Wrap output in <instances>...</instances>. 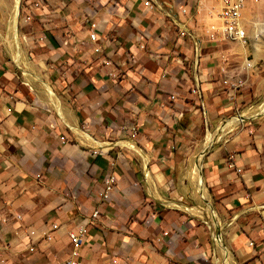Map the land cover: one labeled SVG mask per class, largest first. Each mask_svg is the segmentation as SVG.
Instances as JSON below:
<instances>
[{
  "label": "crops",
  "instance_id": "1",
  "mask_svg": "<svg viewBox=\"0 0 264 264\" xmlns=\"http://www.w3.org/2000/svg\"><path fill=\"white\" fill-rule=\"evenodd\" d=\"M193 1L0 2V264H64L79 227L81 264H224L183 207L207 199L232 260L264 264V113L204 149L261 91L230 86L240 44L211 42Z\"/></svg>",
  "mask_w": 264,
  "mask_h": 264
},
{
  "label": "rangeland",
  "instance_id": "2",
  "mask_svg": "<svg viewBox=\"0 0 264 264\" xmlns=\"http://www.w3.org/2000/svg\"><path fill=\"white\" fill-rule=\"evenodd\" d=\"M199 1L200 0L193 1L194 3L193 11L195 10V13L197 12ZM0 2L6 5L7 7L15 6V0H0ZM201 4L204 6L205 10L202 11L201 14H197V16L194 17L196 21L199 20V26L201 24L203 25L202 27L207 29L210 23L217 22L216 13L218 11V3L216 0H201ZM19 5H20V0H19ZM243 17L247 19L248 22H250V25L251 23L253 24L252 26H249L247 28V33H248L247 38L249 39L246 44L239 43L241 46L238 44H231L228 46L231 47L234 54V58H236L232 66L234 68H238V67H242L245 64L244 67L245 69H243L242 67V69H240V73L235 75V78H238L237 81L242 82L241 87L242 85L246 86V84H249L250 87L256 91L257 88L259 87L261 93L259 97L252 98L248 106H246L245 108H241L240 110H238V112H235L232 116L226 118L227 121L240 120L242 118L241 115H245V117L256 118L258 115H260L259 111H261L264 108V0H247L245 4V8L243 10ZM15 33H17L18 35V30ZM230 61L233 62V58H231ZM248 63L251 66L249 68L246 67ZM253 114L256 115L253 116ZM226 120L225 122H227ZM242 121L237 123L233 127H230L229 129H233L236 126L238 128H241L243 123H246L247 120L245 122ZM218 129L216 128L215 130L213 131L211 130V131L214 132L217 131ZM205 145H206V140L204 142V148L206 147ZM200 169H201V164H200ZM199 176L201 178L200 170H199ZM202 198L204 199V197ZM203 207L206 208V205L204 206L203 204ZM207 209L212 212V209L209 208ZM229 256L231 257L230 258L231 263L237 264L232 260V256L230 253ZM222 260L220 264H223ZM224 264H225V259H224Z\"/></svg>",
  "mask_w": 264,
  "mask_h": 264
},
{
  "label": "built area",
  "instance_id": "3",
  "mask_svg": "<svg viewBox=\"0 0 264 264\" xmlns=\"http://www.w3.org/2000/svg\"><path fill=\"white\" fill-rule=\"evenodd\" d=\"M218 11L216 13L217 22H212L207 27V33L211 42H239L248 41L247 28L243 22V10L245 8L246 0H217ZM147 6H151L149 2H146ZM205 8L199 1L197 7V13L201 14ZM184 34V33H181ZM92 41L98 40L99 37L95 33L90 34ZM227 83V81H225ZM240 81L231 82L232 88L241 86ZM196 92V90H194ZM244 122V121H242ZM133 134L137 133L135 126L131 127ZM233 165V163H232ZM115 183V176L109 175L105 179L106 192L103 195L107 198L109 191L112 190ZM99 210H95L91 215V221L98 218ZM57 224H53L52 227L57 228ZM264 230V227H263ZM87 229L86 227H79L77 230H73L69 233V239L71 242V250L68 253V257L64 264H81V250L86 241ZM46 239L50 240V236H46ZM117 261L114 260V263Z\"/></svg>",
  "mask_w": 264,
  "mask_h": 264
},
{
  "label": "bare ground",
  "instance_id": "4",
  "mask_svg": "<svg viewBox=\"0 0 264 264\" xmlns=\"http://www.w3.org/2000/svg\"><path fill=\"white\" fill-rule=\"evenodd\" d=\"M18 7H19V0H15V6H14V11L15 13L18 12ZM260 34V33H259ZM248 35V33H247ZM260 36V35H259ZM258 37V36H257ZM256 37V38H257ZM239 43L241 44H246V40L244 41H239ZM249 64V63H248ZM250 65V64H249ZM50 93V92H49ZM52 95V94H51ZM260 113H264V108L259 111ZM259 113V114H260ZM250 115V114H249ZM248 115V116H249ZM256 115V114H255ZM253 114V116H255ZM252 116V115H251ZM241 119L240 120H233V121H230L228 120L227 122H224L220 125V128L213 134L211 132H208L207 134V137H206V147L204 149H207L209 148L210 146H212L215 142L219 141L221 139V137L223 136V134L230 128V127H233L234 125H236L237 123L241 122L244 118H245V115H241ZM230 130V129H229ZM196 160H195V163L193 165V168H192V178L194 179L195 182H197L198 184V187L199 189L201 190V192H203L206 196L208 195L207 194V190L205 188V185L203 184L200 176H199V170H200V164H201V159L203 157V153H200L198 156H196ZM193 164V163H192ZM193 182V181H192ZM207 205L209 209H212L211 208V202L210 200L207 201ZM173 204V203H171ZM183 206V205H182ZM184 208H186L189 212L193 213L194 215L195 214H199L200 216L202 217H207L208 219L211 220V223L213 224L212 226V229H213V234H214V238H215V241H216V246L218 248H221V254H225V264H232L231 261H230V256H229V252L225 249V247L223 246V243H222V239H221V234H219L217 231H216V227H217V223H218V218L216 216V214L214 212H211L209 211L207 208H206V211L205 210H201L200 208L198 207H195V206H183ZM209 221V220H208ZM217 259H218V256H217Z\"/></svg>",
  "mask_w": 264,
  "mask_h": 264
},
{
  "label": "water",
  "instance_id": "5",
  "mask_svg": "<svg viewBox=\"0 0 264 264\" xmlns=\"http://www.w3.org/2000/svg\"><path fill=\"white\" fill-rule=\"evenodd\" d=\"M18 10H19V8H18ZM248 119H251V117H245V118L243 119V121L248 120Z\"/></svg>",
  "mask_w": 264,
  "mask_h": 264
}]
</instances>
